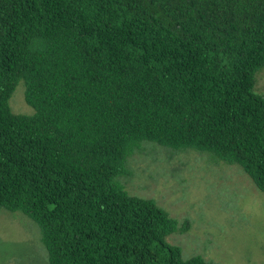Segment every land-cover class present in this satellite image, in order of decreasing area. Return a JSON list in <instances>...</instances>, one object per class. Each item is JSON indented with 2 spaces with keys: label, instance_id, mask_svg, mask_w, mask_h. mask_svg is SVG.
<instances>
[{
  "label": "trees",
  "instance_id": "1",
  "mask_svg": "<svg viewBox=\"0 0 264 264\" xmlns=\"http://www.w3.org/2000/svg\"><path fill=\"white\" fill-rule=\"evenodd\" d=\"M263 67L264 0H0V209L39 226L49 264H207L166 241L188 221L117 178L148 141L264 193Z\"/></svg>",
  "mask_w": 264,
  "mask_h": 264
},
{
  "label": "rangeland",
  "instance_id": "2",
  "mask_svg": "<svg viewBox=\"0 0 264 264\" xmlns=\"http://www.w3.org/2000/svg\"><path fill=\"white\" fill-rule=\"evenodd\" d=\"M255 79V92L264 96V67ZM22 92L18 87L10 108L30 115ZM137 149L129 174L117 180L130 195L153 200L178 221V228L190 223L188 232L166 238L184 260L198 256L207 264H264V193L241 167L191 148L142 141ZM0 264H49L39 226L20 211L0 209Z\"/></svg>",
  "mask_w": 264,
  "mask_h": 264
}]
</instances>
